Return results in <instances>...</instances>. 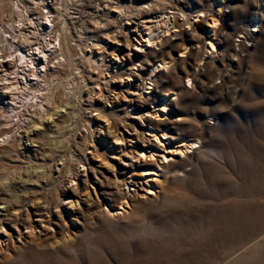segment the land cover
<instances>
[{"label":"rangeland","instance_id":"374dc122","mask_svg":"<svg viewBox=\"0 0 264 264\" xmlns=\"http://www.w3.org/2000/svg\"><path fill=\"white\" fill-rule=\"evenodd\" d=\"M11 1L0 0V13ZM56 7L61 47L33 89L37 106L29 96L21 122L1 130L10 135L0 138V264H264V0ZM149 33L157 46L141 51ZM211 42L217 53L206 59ZM161 63L168 70L151 78ZM164 101L167 120L157 114ZM112 123L126 141L108 130ZM184 143L197 148L181 155ZM137 148L148 163L157 151L156 164L118 191L102 159L125 179ZM92 186L102 205L87 199ZM125 193L132 197L121 207Z\"/></svg>","mask_w":264,"mask_h":264},{"label":"bare ground","instance_id":"6f19581e","mask_svg":"<svg viewBox=\"0 0 264 264\" xmlns=\"http://www.w3.org/2000/svg\"><path fill=\"white\" fill-rule=\"evenodd\" d=\"M227 1L228 0H215V5L217 4L219 7H222L223 5H225L226 3H227ZM57 8V7H56ZM57 10V9H56ZM51 15H52V21H50V19H48V21H44L43 23H42V25H41V27H43V29H44V34H43V40H44V43H48L49 42V44H47L46 45V48H48L47 50H49L48 52H45V54H43V56H42V54H41V58L43 59V60H39V62L40 63H38L37 65H41V67L40 68H42V66H43V68H44V70H45V73H44V75L41 77L42 79L39 81L38 80V78H31V80H30V83H27V85L26 84H24L23 85V82H19L18 84H17V86H12V88H13V90H17L18 92H19V94L21 93V94H25L24 95V98L21 100L20 98L21 97H13V95H12V97L13 98H18L19 100H21V102L19 103V105H17L15 102H13V101H11V103H9L11 106H13L14 104L16 105V108H8L7 107V105H4L5 107H6V110H4V114L7 116V120L6 121H4V120H2L1 118H0V123H1V125L3 126V127H0V138H2V139H4L5 137H7L8 138V136L10 135L9 134V132L6 134V135H4V133L5 132H2L1 130H2V128H3V130L5 129V130H10V129H12V126H13V124H14V121H16L17 120V122L19 121V122H21L20 120L21 119H18V118H21L22 117V115L24 114V113H27L26 112V110H28L27 109V106H26V104H28V102L26 101V102H24L29 96H33V97H31L30 99H32V101L31 102H29V104H30V106L31 107H35V105L37 104V100L38 99H40L39 97H41L40 95L38 96V95H35V92H33L34 90V88H41L42 87V85H43V82L47 79V77H49L50 76V71L52 70V68H51V66L52 65H54V61H55V58H56V56L58 55V53H59V51H60V35H59V33H58V31H57V27L53 24V23H55L56 22V20L54 21V15H53V12H51ZM170 21V20H169ZM168 20L166 21V22H169ZM45 22H47V24L45 23ZM171 22V21H170ZM218 21L217 20H215V19H213V21L210 23V28H211V30H210V37L211 38H213L214 37V35H215V33H216V30H217V27H218V23H217ZM171 24V23H170ZM169 25V24H168ZM138 30H140L139 28H138ZM151 30V29H150ZM57 35H59L58 37H57V39H56V36ZM141 35V34H140ZM146 36V35H145ZM144 36V34H142V38H144V40H143V42L145 43V44H143L144 46H142L141 47V45H137V47L139 48L140 47V50L141 51H145V50H147V49H152L153 47H155V46H157V42H156V40H158L157 38H156V36H152L151 35V33H149V35H147V37H145ZM47 41V42H46ZM216 45H215V43L213 42H211L208 46H207V48H206V51H205V57H206V59H212V57L214 58V55L217 53L216 51H217V48L215 47ZM65 47L66 48H69V46H68V43H65ZM216 56V55H215ZM121 63H122V61H120V60H118V58H117V60H115V63L113 64L114 65V68L118 71V70H122L123 71V66L121 65ZM39 68V69H40ZM168 68H169V65H168V63H161V64H158V65H155L153 68H152V70H151V78L152 77H154V78H156L157 76H158V74L160 75L162 72H164L165 70H168ZM41 73H38L37 74V76L38 75H40ZM128 84V81L127 82H124L122 85H120L121 87H122V89L123 88H126V87H128V88H130V86L131 85H127ZM148 86H151L150 84H148ZM147 89H150L149 87L147 88ZM25 90H26V92H25ZM29 90V91H28ZM27 93V94H26ZM20 94V95H21ZM5 96V95H4ZM173 97H175V96H177L176 94H173L172 95ZM6 97V96H5ZM171 97H168L167 98V100L168 99H170ZM5 99H7V98H5ZM29 99V98H28ZM24 100V101H23ZM171 100V99H170ZM35 102H36V104H35ZM167 103H169V101H164L161 105H160V110L157 112V114H160V118H162V119H164V120H167L168 118H170L169 116H170V114L168 113V110L166 109L167 108ZM39 104V103H38ZM37 106V105H36ZM10 114V115H9ZM25 116V115H24ZM10 119L11 120H13V121H11L12 123L10 124L9 122H10ZM4 126H6V127H4ZM14 130V129H13ZM108 130L109 131H111V130H113L114 131V135H115V138L117 139V140H121V141H126L125 139H126V135H124L122 132H121V129H120V127L119 126H115L113 123H112V126L110 125L109 127H108ZM11 132H12V130H11ZM10 132V133H11ZM152 134V133H151ZM154 135V134H153ZM166 138L167 137H170V136H168L167 134H165L164 135ZM172 138V137H171ZM155 139L157 140V141H159V142H162V140H160L157 136H155ZM124 144V142L122 143V145ZM121 145V144H120ZM198 146H200V145H198ZM195 148H197L196 147V143H191V144H188V143H184V144H182L180 147H178L177 148V150L176 151H178V152H180L181 153V155H185V154H187L188 153V151L190 150V149H195ZM199 148V147H198ZM114 149H121L122 151L124 150L125 151V149L121 146V147H118V148H114ZM132 152H133V157H132V159H136L137 160V164H135L134 162H129V163H127V162H125V164H126V166H129L130 168H131V170H133L135 173H134V175H132L131 177H128V178H125V179H121L120 178V176H119V169L117 168V164L116 163H113V164H111L110 162H107V161H105V159L103 160L102 159V163L105 165V166H107L108 168H110V170L112 171V180H113V182H114V185L116 186V188L118 189V191H120V189L121 188H123V187H130V184H132V183H134V184H136V183H138V181L135 179V177H137L138 179H142L145 175L144 174H141V172H140V170H142V168L144 167V166H149V165H151V166H153V165H155L156 163H153V160L155 159V153L157 152V151H155V150H153L147 157L148 158H150L151 160H152V163H148L147 162V160H145L144 158H145V152L144 151H142V150H140L139 148H137V150L135 151V149H134V151L132 150ZM147 155V154H146ZM144 157V158H143ZM147 159V158H146ZM161 161L163 162H165V163H167L168 162V158H167V156H164L162 159H161ZM124 163V162H123ZM123 171H127L126 169H123ZM145 173H146V175H150L151 176V174H153V173H156V170L155 169H149V170H146V171H144ZM157 174V173H156ZM93 188V190H88V192L86 193V196H87V199H89L90 200V202H91V200L94 202H96L97 204H99V205H102V198H101V193H100V189L98 188V187H95V186H92ZM125 195L127 196L126 197V199H128V200H124V202L122 203V205H121V207H127L128 206V201H129V199H131V197L129 198V196L125 193ZM106 203L104 202V205H105ZM80 207V205H79V203H76V204H73V206L72 207ZM129 208V207H128ZM226 208V207H225ZM0 209H2L4 212H1L0 213V216L2 217V216H6L5 215V211H6V208H0ZM222 209V208H221ZM217 210V209H216ZM222 212H224V211H222ZM227 212V211H226ZM233 212V211H232ZM232 212H230V213H232ZM218 213H220V212H218ZM229 213V214H230ZM235 213V212H234ZM228 214V213H227ZM256 214H258V212L256 213ZM39 216V218H40V222H41V224H46V225H48V226H52V223L54 222V219L52 218V217H47V216H45L43 213H41V214H39L38 215ZM216 218V217H215ZM244 219V218H243ZM242 220V219H241ZM240 220V221H241ZM25 224V226L27 227V223L26 222H24ZM224 226V225H223ZM245 227V226H244ZM28 228H32V229H36L37 228V226H36V223H34V225L32 226H30V227H28ZM222 230V229H221ZM225 230V229H224ZM18 233V235H19V237H22L23 235H22V233H21V230H19V229H15V233ZM213 232V231H212ZM219 232V231H218ZM234 232V231H233ZM240 232V231H239ZM211 233V232H210ZM3 234V233H2ZM218 237V236H217ZM223 237V236H222ZM247 248L249 249V247L247 246ZM247 248H246V250H247ZM251 248V247H250ZM245 249V248H244ZM245 250V251H246ZM243 251V250H242ZM40 257V256H39ZM42 257V256H41ZM38 262V261H37Z\"/></svg>","mask_w":264,"mask_h":264},{"label":"built area","instance_id":"2783aa9c","mask_svg":"<svg viewBox=\"0 0 264 264\" xmlns=\"http://www.w3.org/2000/svg\"><path fill=\"white\" fill-rule=\"evenodd\" d=\"M60 2L12 0L8 10L0 13V112L6 110L4 105L11 103L14 96L25 95L13 90V85L17 86L19 82L27 85L31 78L42 79L45 70L37 64L43 60L41 54L49 51L46 48L49 42L44 43L45 31L41 25L48 19L52 21L51 12ZM38 73L41 74L37 76Z\"/></svg>","mask_w":264,"mask_h":264}]
</instances>
